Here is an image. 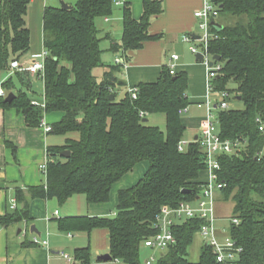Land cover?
Here are the masks:
<instances>
[{
    "label": "trees",
    "instance_id": "1",
    "mask_svg": "<svg viewBox=\"0 0 264 264\" xmlns=\"http://www.w3.org/2000/svg\"><path fill=\"white\" fill-rule=\"evenodd\" d=\"M30 1L0 0V71L9 70L12 61H19L30 51ZM117 1L77 0L67 9L61 5L45 7L43 41L49 53L42 76L45 107L34 105L27 91L16 90L12 78L2 83L15 98L8 103L0 96V108L22 111L29 127L41 126L45 114L60 113L62 117L51 125V132L66 140L48 148L46 185L26 191L17 188L16 200L21 207L0 216V227L30 222V202L37 198H55L65 204L74 195L84 194L91 204L107 203L113 185L147 160L145 175L135 185L118 191L115 215L58 220L64 232L107 229L112 260L145 264L140 248L145 239L157 233L162 207L194 201L200 193L205 153L195 140L184 151L178 149L186 129L180 111L191 104L186 71L171 74L170 68L163 66L156 81L136 87V99L130 91L117 98L118 90L125 86L121 77L124 64L106 65L102 79L95 77L93 70L102 65L103 54L96 19L112 16ZM212 2L219 11L214 20L223 25L221 30L210 26L213 38L209 52L221 56V69L212 81L213 92L228 91L237 100L241 97L244 104L241 109L218 111L221 137L244 143L238 153L219 156L220 179L225 183L220 196L233 203L232 219L239 220L238 224L231 222L229 228L243 247L238 264H264V131L257 122L261 118L264 123V0ZM122 5V40L112 41L111 51L120 52L127 61V52L162 37L151 34L149 27L152 18L163 12V4L143 0L140 19L134 18L127 3ZM223 13L238 20L234 24L220 21ZM16 74L29 88L23 73ZM152 113L165 114V132L149 123L147 115ZM64 150L70 151L69 157L61 155ZM183 190L191 193L184 194ZM203 223L193 218L175 224L176 243L161 252L154 264H218L212 248L205 244L197 261L188 258ZM73 264H92L91 247L77 248Z\"/></svg>",
    "mask_w": 264,
    "mask_h": 264
},
{
    "label": "crops",
    "instance_id": "2",
    "mask_svg": "<svg viewBox=\"0 0 264 264\" xmlns=\"http://www.w3.org/2000/svg\"><path fill=\"white\" fill-rule=\"evenodd\" d=\"M160 1L163 4V12L152 18L149 31L151 34H161L162 37L158 40L145 42L139 50L127 52V65L121 75L125 81V93L140 83L156 81L161 74L162 67L168 66V63L171 62L173 54L179 55V59L175 61L178 72L186 71V67L192 66V59L187 51L189 43L183 42L182 36L186 33L199 36L196 30L200 20L196 18L195 12L203 7L206 0ZM123 2L130 6L135 19L141 18L144 11L143 0H123ZM48 5H51L49 0L30 1L27 23L31 32V48L28 54L19 60L21 65H28L34 56L41 54L45 49L43 13ZM122 6L117 5L112 16L100 17L103 27L97 23L100 18L96 19L97 27L101 32V44L105 41L106 50L113 53V62L102 66L103 74L106 65L116 64L115 59L122 56L120 52L111 51L112 41L120 43L122 40ZM16 73H11L10 70L0 71V88L3 82L12 78L16 90L27 91L30 98L33 99L31 80L42 79V76L23 72L24 81L30 86L28 88ZM25 77H28L29 81L25 80ZM16 90L14 91L16 92ZM195 93L199 92L195 91ZM61 117L60 113L54 112L45 114L44 119L51 126ZM201 128L202 125L198 128L199 132L195 135L194 140L199 136ZM7 142L14 145V148ZM60 143L59 139L51 131H46L43 125L29 127L22 111L14 107L0 108V216L14 209L12 207L14 201L17 203V208L21 207L16 200L17 188L26 191L29 187L46 185L43 166L48 160V148L49 146L63 145L65 142ZM148 167L149 165L145 171ZM29 208L30 222L22 221L8 227H0V264H70L64 255L67 254L74 258V251L86 246H90L92 249V264H123L118 260L104 261L99 258L110 253V238L107 229L98 228L87 233L64 232L59 228L58 220L65 217L110 216L104 203L91 204L86 195L76 194L65 204H60L55 198H37L30 202ZM32 225L36 226L39 233L31 232ZM36 236L40 240H47L48 244L44 246L35 243Z\"/></svg>",
    "mask_w": 264,
    "mask_h": 264
},
{
    "label": "built area",
    "instance_id": "3",
    "mask_svg": "<svg viewBox=\"0 0 264 264\" xmlns=\"http://www.w3.org/2000/svg\"><path fill=\"white\" fill-rule=\"evenodd\" d=\"M123 1L119 0L116 2L117 5H122ZM218 7L212 2V0H206L203 7L195 12V16L200 20L199 27L204 31L203 35L199 39H194L191 33H186L182 36L183 42L191 44V52L195 55L198 53L203 54L204 59L202 62H207V96L206 104L208 107V115L203 120L202 128L198 139V142L205 153V172L207 178L203 180V185L200 193L196 196L194 201H181L177 206L166 205L162 207L160 214L157 217V233L148 237L143 241V246L152 251V253H158L165 251L171 245L176 243V237L173 233L172 227L181 223L187 219L199 218L204 220V223L199 231V235L202 239L203 244L212 248L215 255L216 262L218 264H238L240 255L243 252V247L234 239L229 230L225 231L218 230L215 226L217 219V198L220 195V191L224 188L225 183L221 181L219 171L221 165L219 162V156L222 154H235L241 151L244 143L241 139L231 140L223 139L220 135V129L218 125V118L212 110L211 93H218L221 96V101L216 102L214 108L229 109L228 100L232 95L228 91L213 92L212 81L218 76L221 69L220 61H214L213 66H210V62L213 61V56L209 52L210 41L213 38V34L210 32L211 22L214 18L218 17ZM195 41L200 44H195ZM48 51L44 49L41 54L33 57V60L28 65H21L19 61L14 60L10 64L9 70L11 73L21 72L29 73L32 75L43 76L45 71V60L48 56ZM208 56L211 57L208 61ZM179 59V55L173 54L171 56V62L168 65L171 74L176 73L175 61ZM116 64L127 65L125 57L119 56L115 59ZM130 93L134 99L137 98L138 89H130ZM0 96L6 98L8 92L0 88ZM34 105L45 107V104H38L36 101H32ZM187 108L180 111L184 113ZM144 116L145 114H141ZM260 130L264 131V123L261 118H257ZM46 131H51L52 127L48 125L45 119H42L41 123ZM189 144L184 143L182 140L178 145L180 151H184ZM46 164L43 166L45 170ZM17 203L14 201L13 208H16ZM58 213V212H56ZM232 223L238 224V219H232ZM225 230V229H224ZM34 242L46 246L47 240H40L37 236L34 238ZM159 256V255H158ZM158 256L151 254L145 261V264H154ZM64 257L70 264H73L74 258L65 254Z\"/></svg>",
    "mask_w": 264,
    "mask_h": 264
},
{
    "label": "rangeland",
    "instance_id": "4",
    "mask_svg": "<svg viewBox=\"0 0 264 264\" xmlns=\"http://www.w3.org/2000/svg\"><path fill=\"white\" fill-rule=\"evenodd\" d=\"M61 1H64L68 4H75L77 0H49V3L53 6H58V5H61ZM218 19L223 22L229 21L230 24H234L238 20V17L223 13ZM101 21L102 19L100 18L97 21V23L99 24L100 27H103ZM196 32L199 36L203 35L204 33V31L201 30L200 27H198ZM195 44H200V42L195 41ZM187 45H188L187 51L190 54V57L192 59V66L185 68L189 76V86H188L187 93L189 94V99H190L191 104L187 107V112H185L182 115L183 123L186 126L182 141L184 143L190 144L194 141L195 135L198 134L199 132L198 128H200V126L203 123V120L208 115V107L206 104L207 62L198 63L196 60L195 54H193L191 50L189 49L191 44H187ZM101 47L102 49H104L103 50L104 53L102 54V65L96 67L93 70L94 74L99 80L103 76L102 66L113 62L112 61L113 53L106 50L105 41H103V43L101 44ZM207 58H208V61L209 59H211L210 56H208ZM169 64L170 62L168 63V65ZM175 67H176V72H178L176 64H175ZM25 80L29 81L28 77H25ZM31 81L33 85L32 91H31L33 100L36 101L40 105L44 104L43 80L40 78H35V79H32ZM125 89H126V86L118 90V96H117L118 99L124 96ZM195 91H198L199 93L196 94ZM211 100L213 103L211 106L212 110L217 117L218 111L220 110V108L216 109L214 108V105L216 104V102H220L222 100L221 96L218 93H211ZM228 102H229V108L241 109L244 107V104L240 100H237L236 98H234V95H232V97L228 100ZM147 119L151 125L159 127L164 132L166 131V116L164 113L149 114L147 115ZM54 136L59 139V142H61L60 144H63L65 142V136L57 135V134H54ZM148 165H149V162L147 160H143L113 185L112 192H111V198L107 203H104V206L107 207V210L110 216H113L116 211L119 189L128 188L130 186H133L140 178L144 176L146 172L145 170ZM202 178L204 180L207 178V173L205 171L202 173ZM232 208H233V203L231 201H224V199L220 195H218L217 204H216L217 219L215 221V226L217 227L218 230L225 231V233L228 232L231 226V222H232ZM202 245H203L202 239L200 235L197 234L193 244L189 248L188 258L190 260L197 261L199 259ZM151 254H154L156 256L159 255L158 253H152L150 249L145 248L142 244L140 248L141 260L145 262L146 259Z\"/></svg>",
    "mask_w": 264,
    "mask_h": 264
},
{
    "label": "water",
    "instance_id": "5",
    "mask_svg": "<svg viewBox=\"0 0 264 264\" xmlns=\"http://www.w3.org/2000/svg\"><path fill=\"white\" fill-rule=\"evenodd\" d=\"M61 6H62L63 8H65V9L71 7L68 3L64 2V1H61ZM211 25H213L217 30H221V29H223V26H222L220 23H218V22L212 21V22H211ZM193 37H194V39H199V38H200V36H196V35H193ZM203 59H204L203 54L198 53V54L196 55V60H197V61L202 62ZM214 61H221V56H219V55H214V56H213V61L210 62V66H213ZM14 98H15V94H14V93H9L8 96L5 98V102L11 103V102L14 100ZM114 98H115L114 95H111V96H110V99H111V100H113ZM238 100H241V97H239ZM146 120H147V119H145V121H146ZM197 139H198V137H196L195 140H197ZM61 155H62L63 157H69V156H70V151H69V150H64V151L61 153ZM183 193H184V194H190L191 191H190V190H183ZM31 232H32V233H34V232H35V233H39V230L36 228L35 225H32V226H31ZM99 258L102 259V260H104V261H110V260L113 259L110 253L105 254V255H102V256H100Z\"/></svg>",
    "mask_w": 264,
    "mask_h": 264
}]
</instances>
